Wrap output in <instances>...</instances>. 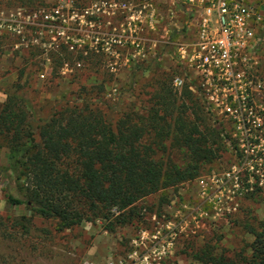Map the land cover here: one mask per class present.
<instances>
[{
    "label": "rangeland",
    "instance_id": "obj_1",
    "mask_svg": "<svg viewBox=\"0 0 264 264\" xmlns=\"http://www.w3.org/2000/svg\"><path fill=\"white\" fill-rule=\"evenodd\" d=\"M30 1L0 0V108L5 89L17 81L37 109L34 123L49 117L62 97L75 100L82 86L96 91L103 83L104 93L94 101L114 121L122 111L146 115L164 78L177 95L187 85L200 96L196 73L178 55L179 44L194 36L185 25L182 0H150L142 11L131 4L125 9L123 0H95L88 16L77 13L72 0H45L50 4L45 13L29 9ZM247 2L263 10H258L263 43L257 58L263 88L248 100L253 113L212 110L200 96L204 113L227 135L222 152L195 178L141 199L138 218L131 222L113 231L99 220L63 228L31 214L24 204H10L6 194L20 192L4 172L8 149L0 139V264H201L192 253L209 243L218 254L249 253L253 235L248 230L264 223V0ZM110 29L133 46L117 47L104 38ZM86 42L100 59L96 66L55 67L47 57L63 43ZM132 56L144 61L140 71ZM176 78L182 83L175 84ZM145 138L156 139L153 132ZM165 142V154L182 165L184 150Z\"/></svg>",
    "mask_w": 264,
    "mask_h": 264
},
{
    "label": "trees",
    "instance_id": "obj_2",
    "mask_svg": "<svg viewBox=\"0 0 264 264\" xmlns=\"http://www.w3.org/2000/svg\"><path fill=\"white\" fill-rule=\"evenodd\" d=\"M94 1L72 0V4L77 13L88 16ZM47 5L45 0H32L28 8L45 13ZM112 33L110 29L104 38L117 47L133 46L126 35ZM94 53L88 42L63 43L49 49L47 57L55 67L96 66L100 59ZM130 60L136 62L135 71H140L144 61L139 56ZM151 60L157 65L155 58ZM160 81L154 103L144 116L122 111L117 120H110L94 101L104 93L101 83L96 91L82 86L75 100L62 97L49 117L35 123L37 109L25 96V85L12 83L5 89L0 108V139L8 149L4 172L17 183L20 196L7 193V201L24 204L31 214L52 218L63 228L99 220L113 231L138 218L137 203L144 197L195 178L222 152L227 135L211 122L200 96L187 85L177 95L167 78ZM150 132L156 139L147 141L145 133ZM166 140L184 150L182 165L165 154ZM248 231L253 235L249 253L218 254L209 243L192 256L201 264H264V223Z\"/></svg>",
    "mask_w": 264,
    "mask_h": 264
},
{
    "label": "built area",
    "instance_id": "obj_3",
    "mask_svg": "<svg viewBox=\"0 0 264 264\" xmlns=\"http://www.w3.org/2000/svg\"><path fill=\"white\" fill-rule=\"evenodd\" d=\"M150 0H127L142 11ZM151 2V1H150ZM194 36L178 46L179 58L196 73V92L227 114H252L262 90L257 70L262 16L247 0H182ZM57 11V10H56ZM87 12V11H86ZM175 84L182 83L176 78Z\"/></svg>",
    "mask_w": 264,
    "mask_h": 264
},
{
    "label": "crops",
    "instance_id": "obj_4",
    "mask_svg": "<svg viewBox=\"0 0 264 264\" xmlns=\"http://www.w3.org/2000/svg\"><path fill=\"white\" fill-rule=\"evenodd\" d=\"M252 5H253V4H252ZM254 6H255V5H254ZM256 7H257V6H256ZM257 9L260 10L261 13H263V10H262V9H260V8H258V7H257ZM262 43H263V42H262L261 39H260V47H261Z\"/></svg>",
    "mask_w": 264,
    "mask_h": 264
}]
</instances>
